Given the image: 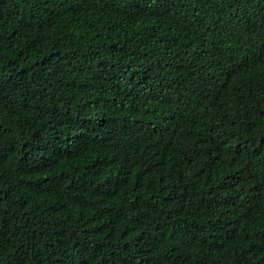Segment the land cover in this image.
I'll use <instances>...</instances> for the list:
<instances>
[{
  "label": "trees",
  "instance_id": "1",
  "mask_svg": "<svg viewBox=\"0 0 264 264\" xmlns=\"http://www.w3.org/2000/svg\"><path fill=\"white\" fill-rule=\"evenodd\" d=\"M0 264H264V0H0Z\"/></svg>",
  "mask_w": 264,
  "mask_h": 264
}]
</instances>
